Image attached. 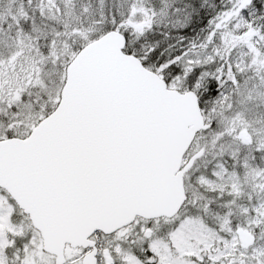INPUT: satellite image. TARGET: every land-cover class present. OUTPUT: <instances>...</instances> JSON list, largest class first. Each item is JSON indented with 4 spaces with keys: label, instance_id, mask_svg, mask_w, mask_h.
<instances>
[{
    "label": "snow or ice",
    "instance_id": "6c2138e0",
    "mask_svg": "<svg viewBox=\"0 0 264 264\" xmlns=\"http://www.w3.org/2000/svg\"><path fill=\"white\" fill-rule=\"evenodd\" d=\"M0 264H264V0H0Z\"/></svg>",
    "mask_w": 264,
    "mask_h": 264
}]
</instances>
